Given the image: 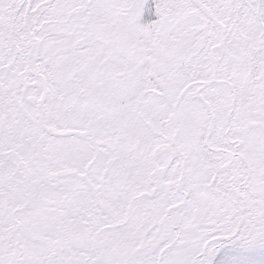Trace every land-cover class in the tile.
<instances>
[{
	"label": "snow or ice",
	"instance_id": "snow-or-ice-1",
	"mask_svg": "<svg viewBox=\"0 0 264 264\" xmlns=\"http://www.w3.org/2000/svg\"><path fill=\"white\" fill-rule=\"evenodd\" d=\"M0 264H264V0H0Z\"/></svg>",
	"mask_w": 264,
	"mask_h": 264
}]
</instances>
